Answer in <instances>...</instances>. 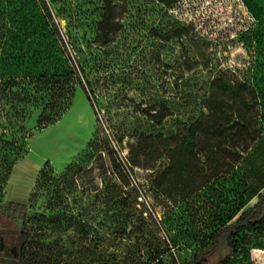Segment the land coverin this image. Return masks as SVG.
I'll use <instances>...</instances> for the list:
<instances>
[{"label": "trees", "instance_id": "1", "mask_svg": "<svg viewBox=\"0 0 264 264\" xmlns=\"http://www.w3.org/2000/svg\"><path fill=\"white\" fill-rule=\"evenodd\" d=\"M62 2L69 10L54 9L46 0H0V199L6 191L13 168L25 157L20 156L19 151L10 156L6 128L10 119L24 118L27 106L35 102L32 96L38 95L36 100L41 99L39 104H43V98L49 96L42 109L41 125L45 128L54 124L70 105L75 86L79 85L83 90L85 87L89 96H94L90 91L88 73L112 72L122 67L149 29L147 37L153 40L156 49L162 43H171V50L176 53L169 68L173 100L171 109L177 105L175 100H180L182 97L179 96L184 94L178 82L187 77L198 78V72L203 73L200 81L195 79V88L201 90L199 104L202 112L199 117L196 120L193 118L195 121L190 125L183 126L184 130L172 129L169 135L167 130L160 131L162 133L155 135L153 140L167 138L165 144H174L184 133L205 138L213 136L231 144L248 138L256 146H244L242 149H248L253 157L257 146L264 145V9L255 0H137L138 11L132 22L134 30L126 48L118 43L113 46L108 40L112 31H119V41L122 40L127 28H131L127 19L123 24L111 21L107 9L109 2L89 1L86 4L92 8V13L76 8L75 0ZM207 2H213L211 4L218 8L215 13L216 18L218 16L217 27L208 40L198 31L194 32L192 25L185 26L180 21L186 8L193 13L198 12ZM125 6L129 7L127 0ZM226 7L232 20L230 30L218 27L221 10ZM161 12L166 16L163 29L154 25L155 17ZM129 14L127 18L132 17V13ZM60 16L66 20L65 35L57 22ZM83 27L94 36L74 34L75 29ZM230 32L246 57L236 64L231 63L229 58V46L233 47L229 45L233 41L227 42ZM101 49L104 51L99 54ZM212 49L216 58L213 62L210 59ZM131 91L125 92L123 107L132 115L136 113V103L128 99ZM54 94H57V99L52 102L50 99ZM185 96L188 101L191 99L188 93ZM168 115L172 117L171 112ZM178 121L176 118L175 122ZM139 128L142 130L141 126ZM130 134L136 136L130 152L135 151L136 146L140 148L142 143L153 141L152 135L145 131L139 133L133 130ZM100 144L98 151L102 154L106 150L110 164L103 170V187L99 196L105 217L104 229L102 236L96 235L89 241L92 248L89 252L85 251L88 264H144L141 262L144 257L149 264H162L160 256L164 252L173 257L169 246L177 248L192 242H200L201 246L186 264H229L234 257L246 251L249 245L246 236L253 234L256 238L264 239V190L257 192L250 188L254 174L249 183V158L245 157L243 164L237 167H243L246 176L243 174L241 185H233L231 194L225 187L233 184L234 171L230 173V180L224 176L230 175L234 165H228L226 174L214 172L210 176L214 178L213 183L207 184L209 179L204 180L197 199L199 205L193 210L184 209L176 214H167L165 210L166 216H169L167 221L164 218L158 222L153 211L140 209L138 226L126 233L135 218L131 189L127 192L124 190L130 183L126 180L125 168L110 151L108 142ZM134 168L133 164H129L130 171ZM42 174L41 167L36 178ZM178 182L184 183L181 179ZM145 185L148 186L147 183ZM158 188L156 196L163 198L162 202L169 208V187L161 184ZM153 191L152 188L151 193L149 187L144 189L145 203L146 199L153 198ZM249 191L256 194V203L242 210L244 197ZM28 199L24 204L7 201L2 207L3 214L12 220L23 218ZM160 223L166 228L167 239L161 240L157 236L159 228L156 225L160 226ZM91 230L94 231L93 227ZM77 232L85 237L88 234L81 229ZM131 239L135 243L126 245L129 258L122 260V248L125 247L122 241L129 242ZM64 261L54 245H37L27 250L21 247L20 264H64ZM173 264L179 262L176 260Z\"/></svg>", "mask_w": 264, "mask_h": 264}, {"label": "rangeland", "instance_id": "2", "mask_svg": "<svg viewBox=\"0 0 264 264\" xmlns=\"http://www.w3.org/2000/svg\"><path fill=\"white\" fill-rule=\"evenodd\" d=\"M46 1L54 9L69 10L65 6L66 3L63 5V0ZM89 1L91 0H75L74 6L77 5L76 8H80L81 11L92 13V8L86 4ZM100 1L109 2L107 9L113 23L123 24L126 19L130 23L131 28L128 29L126 26L127 30L122 40L119 41L121 36L119 31H112L108 39L111 45L115 46L118 43L120 47L126 48L134 30L132 22L138 11L137 0H127L129 7L125 6L126 0ZM255 2L264 9V0H255ZM211 3L207 2L201 10L194 13L186 8L180 20L185 26L192 25L194 32L198 31L207 40L212 37L218 19L215 14L218 8ZM229 12L228 7L221 10L222 15L218 22L220 29H231L232 20ZM129 13H132L131 18H127ZM161 14L162 12L155 17L154 25L163 29L166 16ZM63 17L60 16L57 22L61 33L65 35L66 20ZM149 32L150 29L145 32L146 35L143 36L141 43L122 67L112 72L90 71L88 81L91 84V94L95 97L89 96L85 87L83 90L76 85L70 105L54 124L45 128L41 125L42 109L48 102L49 96L43 98V104H39L41 99L36 100L38 95H34L31 99L35 102L27 106L24 118H12L6 126L7 138L10 141V156L19 151V155L25 157L13 168L6 191L1 194L0 226L11 227L19 233L21 247L25 250L37 245L38 247L54 245L61 258L65 259L64 264L70 262L88 264L85 251L89 252L92 248V244L89 246V241L96 235L102 236L104 229L102 225L105 217L99 196L103 187V170L110 164L106 150L100 154L98 149L100 143L104 144L106 141L110 151L115 154L114 157L125 168L126 180L130 183V186L124 190L127 192L131 189L135 218L133 225L126 229V233L138 226L140 209L153 211L158 222L164 218L167 221L169 216H166L165 210L167 214H176L177 211L181 212L184 209L193 210L199 205L197 199L201 194L200 188L204 180L209 179L207 184L213 183L214 178L210 176L214 172L226 174L228 165H234L229 172L230 174L234 171L233 184L231 183V187H225L231 194L235 185H241L243 174L245 175L243 167H237L243 164L244 157L249 158L247 163L249 183L252 173L254 174L250 188L257 192L264 190L262 186L264 145L262 144L257 146L258 149L253 157L248 149L247 151L242 149L244 146L247 148L256 146L248 138L243 142L231 144L213 136L205 138L184 133L180 141L174 144H165L167 138L153 140L155 135L162 133L160 131L167 130L168 135L172 129L177 131L180 128L182 131L185 129L182 128L183 126L190 125L199 117L202 112L199 104L201 90L195 88V84L196 80L202 79L203 73L198 72V78L187 77L182 82H178L181 83L180 90L184 94L179 96L182 97L180 100H175L177 105L171 109L173 100L169 68L176 53L172 52L171 43L170 45L162 43L160 48L156 49L153 40L147 37ZM90 33L84 27L74 31L77 36L83 34L94 36V33ZM126 34L128 36L125 38ZM116 35L119 36L116 38ZM228 35L227 42L233 41V44H229L233 45V47L229 46V58L231 63L236 64L246 57L240 44L236 43L234 34L230 32ZM64 39L67 40L65 37ZM97 50L99 51L98 48ZM102 51L104 50L101 49L99 54ZM210 59L211 62L216 59L213 49L210 52ZM129 89L132 91L128 93V99L136 103V113L132 115L123 107L124 95ZM187 93L191 96L189 101L185 96ZM56 96L57 94H54L50 101L57 99ZM170 112L171 118L168 115ZM176 118L179 119L178 122H175ZM136 124L138 126H135ZM170 125L174 128L169 127ZM133 130L139 133L145 131L148 135H152L153 141L142 143L140 148L136 146L135 151L130 152L136 137L135 134H130ZM129 164L135 166L132 171L128 169ZM41 167L43 174L36 178ZM226 175L224 177L230 180L231 174ZM179 179L184 183H179ZM145 183L151 188V193L152 188L155 190L153 198L146 199V203L143 200L144 189L147 188ZM161 184L170 189L167 195L171 198L170 204L167 203L169 208L162 202L163 198L156 196ZM256 197V194H250L249 191L244 197L242 210L252 207L256 203ZM27 199L23 218L12 220L3 214L2 207L7 201L24 204ZM161 225V223L160 226L156 225L159 228L157 236L161 240L167 239L166 228ZM92 227L94 231L91 230ZM79 229L87 232V236L78 233ZM246 237L249 243L246 251L234 257L229 264H264V239L256 238L253 234ZM128 243L134 244L135 240L122 241L125 246L122 248V260L129 258L126 249ZM192 243L177 248L169 246L173 257H170L168 252H164L160 256L162 264H173L176 260L179 264H186L201 246L200 242ZM141 262L149 264L145 257Z\"/></svg>", "mask_w": 264, "mask_h": 264}, {"label": "flooded vegetation", "instance_id": "3", "mask_svg": "<svg viewBox=\"0 0 264 264\" xmlns=\"http://www.w3.org/2000/svg\"><path fill=\"white\" fill-rule=\"evenodd\" d=\"M20 260V234L11 227L0 226V264H20Z\"/></svg>", "mask_w": 264, "mask_h": 264}]
</instances>
